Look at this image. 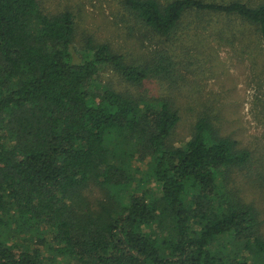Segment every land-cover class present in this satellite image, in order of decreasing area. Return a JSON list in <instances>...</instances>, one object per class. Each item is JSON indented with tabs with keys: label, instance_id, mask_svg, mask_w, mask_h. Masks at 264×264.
I'll return each mask as SVG.
<instances>
[{
	"label": "trees",
	"instance_id": "trees-1",
	"mask_svg": "<svg viewBox=\"0 0 264 264\" xmlns=\"http://www.w3.org/2000/svg\"><path fill=\"white\" fill-rule=\"evenodd\" d=\"M41 1L0 0V264H56L41 244L80 264H264L260 211L233 187L252 150L206 114L191 139L169 145L181 118L169 101L94 88L105 67L135 85L171 79L173 56L129 61L92 38L75 48L73 13ZM121 3L162 36L191 17L213 35L223 24L235 39L241 24L264 41V0ZM136 157L147 168H133ZM91 183L107 194L97 210L82 194ZM42 224L52 242H10Z\"/></svg>",
	"mask_w": 264,
	"mask_h": 264
},
{
	"label": "rangeland",
	"instance_id": "rangeland-1",
	"mask_svg": "<svg viewBox=\"0 0 264 264\" xmlns=\"http://www.w3.org/2000/svg\"><path fill=\"white\" fill-rule=\"evenodd\" d=\"M41 5L48 13H73L75 48L92 38L108 43L129 61H152L162 49L173 56L175 71L171 79H151L135 85L105 67L94 88L111 86L120 92L169 101L181 116L168 139L169 145L180 146L191 139L198 119L206 114L220 135L233 137L241 147L252 150L254 164L236 176L233 187L259 209L264 238V41L259 34L247 25L233 24L243 29L240 37L233 39L223 24H214L219 35H213L212 26L195 28L190 17L177 34L162 36L135 22L121 0H42ZM146 161L133 158V168L144 170ZM82 194L93 210L99 209L107 196L95 183L89 184ZM40 226L43 227L22 226L16 236L10 235V242H17L22 248L34 247L41 237L52 242L53 234L45 225ZM39 247L49 263L80 264L73 257L56 255L45 245Z\"/></svg>",
	"mask_w": 264,
	"mask_h": 264
}]
</instances>
